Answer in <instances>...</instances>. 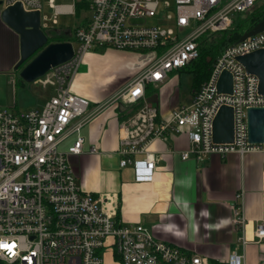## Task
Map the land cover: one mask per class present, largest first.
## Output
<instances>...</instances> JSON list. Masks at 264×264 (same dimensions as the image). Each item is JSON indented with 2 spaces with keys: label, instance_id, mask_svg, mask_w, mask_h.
<instances>
[{
  "label": "built area",
  "instance_id": "built-area-1",
  "mask_svg": "<svg viewBox=\"0 0 264 264\" xmlns=\"http://www.w3.org/2000/svg\"><path fill=\"white\" fill-rule=\"evenodd\" d=\"M257 1L75 0L60 9L50 0L53 12L48 17L44 0H0L2 9L21 3L27 12H40L45 31L54 29L47 21L55 26L60 14H76L79 5L90 13L75 30L73 58L35 82L54 88L43 108L15 112L0 107V264H104L108 248L120 264H212L206 256L157 240L142 224H124L117 218L114 196L96 197L81 188L71 157L82 153L81 129L92 117L87 116L90 102L72 86L86 54L97 49L134 54L147 64L114 100L139 106L119 128L118 151L120 167L131 166L136 182L155 180L158 156L150 147L168 133L188 135L189 149L178 153L184 161L262 152L264 143L248 140L247 111L264 107V96L258 77L237 58L263 49L264 31L226 48L191 103L167 117L159 116L146 95L147 86H158L170 73L199 59L202 36L230 30L237 15L253 10ZM225 71L232 75V94L218 90ZM223 106L234 113L232 143L213 140V122ZM72 134L77 135L73 146L61 150ZM244 196V191L236 196L232 224L245 249L250 242L244 232ZM255 237L256 242L264 240V220L257 224ZM244 258L235 253L226 264H244Z\"/></svg>",
  "mask_w": 264,
  "mask_h": 264
},
{
  "label": "crops",
  "instance_id": "crops-1",
  "mask_svg": "<svg viewBox=\"0 0 264 264\" xmlns=\"http://www.w3.org/2000/svg\"><path fill=\"white\" fill-rule=\"evenodd\" d=\"M1 11L0 93L6 98L8 90L14 87L17 92L19 84L22 85L15 70L20 59V38L2 21ZM98 50L86 54L72 86L75 94L90 102L87 116L92 117L81 129L82 153L71 157L81 188L96 197L114 196L117 218L124 224H142L157 240L187 254L206 256L212 264H226L235 253L245 255L244 264L264 261V240L256 242L255 237L257 224L264 220V151L243 157L211 155L202 163L194 159L184 161L178 153L189 149L188 135L168 133L150 147L158 156L155 180L136 182L131 166L120 167L118 151L119 128L139 106L114 100L147 64L137 55L120 51L116 56L125 60L123 75L116 77L109 73L103 79H94L100 61L114 49H107L104 54ZM185 70L170 73L158 86H147L148 100H152L160 117L191 103L195 92L192 91L190 98L181 99L176 82V75ZM53 95L54 90L40 108L34 109L41 110ZM14 102L15 112L32 110L22 111L17 97ZM76 139V134L70 135L61 144V150L67 151ZM68 140L71 142L63 148ZM92 148L96 149L95 153H91ZM241 191L245 194L247 217L244 232L250 242L245 249L238 243L232 224V208ZM104 264H120L112 248L106 250Z\"/></svg>",
  "mask_w": 264,
  "mask_h": 264
},
{
  "label": "water",
  "instance_id": "water-1",
  "mask_svg": "<svg viewBox=\"0 0 264 264\" xmlns=\"http://www.w3.org/2000/svg\"><path fill=\"white\" fill-rule=\"evenodd\" d=\"M1 5V2H0ZM2 21L20 38V59L15 65L19 76L27 83H35L57 66L68 62L74 56L71 41L49 43V37L42 29L41 13L27 12L21 3L1 11ZM264 31V20L243 34L242 42L248 37ZM250 74L259 79V93L264 96V48L237 58ZM218 90L232 94L233 79L229 72H223L218 82ZM152 102L149 99V102ZM248 140L251 144L264 143V107L250 108L247 111ZM215 143H232L234 140V113L230 107L223 106L213 122Z\"/></svg>",
  "mask_w": 264,
  "mask_h": 264
},
{
  "label": "rangeland",
  "instance_id": "rangeland-1",
  "mask_svg": "<svg viewBox=\"0 0 264 264\" xmlns=\"http://www.w3.org/2000/svg\"><path fill=\"white\" fill-rule=\"evenodd\" d=\"M50 0H44V15L51 17L53 9L49 6ZM264 0H258L256 6H260ZM75 0H55V4L57 6L63 5L68 7L69 5H73ZM2 10V8H0ZM90 17V13L87 10L78 11L76 14H67L62 13L58 16V24L52 25L51 21H47L50 27L54 29L63 30V31H71L73 36L75 34V30L77 27L81 26L86 18ZM154 20L151 21V23ZM74 44L76 42L73 40ZM101 48L98 50V53L104 54L107 49ZM120 51L112 50L111 53L106 54V56L100 61V68L94 72V79H103L106 77V74L113 73L116 77H120L124 73L123 64L125 60L118 58L116 53ZM123 53V52H121ZM127 54V53H125ZM128 70V69H127ZM18 80L22 82V85L19 84L17 92L14 91V87L11 88V91L8 90V96L5 98L0 93V107H5L9 109H14L16 111L15 100L17 97L19 106L22 111L40 108L41 103L45 101L46 97H49L52 94L53 87L44 88L41 85H37L35 83H27L25 82L18 73ZM193 74L188 71H181L176 75V82L178 83V91L181 99L185 100L191 97L192 87H193ZM1 97L3 99H1ZM2 101V102H1ZM71 140L67 141L63 148H65Z\"/></svg>",
  "mask_w": 264,
  "mask_h": 264
},
{
  "label": "trees",
  "instance_id": "trees-1",
  "mask_svg": "<svg viewBox=\"0 0 264 264\" xmlns=\"http://www.w3.org/2000/svg\"><path fill=\"white\" fill-rule=\"evenodd\" d=\"M81 8L82 6L79 5L77 11H80ZM262 20H264V2L248 13L237 15L230 30L216 34H205L199 39L200 57L185 70L193 74V92H196L209 78L213 63L225 49L237 43L244 33L250 31ZM45 32L49 37V43L74 40L71 31L51 29Z\"/></svg>",
  "mask_w": 264,
  "mask_h": 264
}]
</instances>
